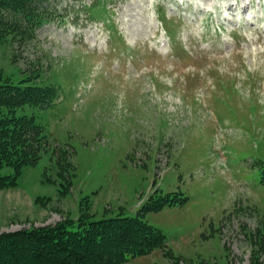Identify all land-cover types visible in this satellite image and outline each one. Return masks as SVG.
<instances>
[{
	"label": "rangeland",
	"instance_id": "1",
	"mask_svg": "<svg viewBox=\"0 0 264 264\" xmlns=\"http://www.w3.org/2000/svg\"><path fill=\"white\" fill-rule=\"evenodd\" d=\"M43 2L34 38L0 43V79L57 96L28 110L49 148L0 190V233L133 216L159 189L178 204L143 219L169 249L124 264H264L263 26L171 0Z\"/></svg>",
	"mask_w": 264,
	"mask_h": 264
},
{
	"label": "trees",
	"instance_id": "2",
	"mask_svg": "<svg viewBox=\"0 0 264 264\" xmlns=\"http://www.w3.org/2000/svg\"><path fill=\"white\" fill-rule=\"evenodd\" d=\"M43 1L0 0V43L34 38L36 28L48 17ZM56 98L50 85L0 79V190L14 187L21 170L47 152L48 136L28 110H45ZM6 168L12 171L4 172ZM158 191L133 216L116 213L96 218L81 212L77 219L54 225L2 232L0 264H124L155 249L168 251L166 235L143 219L148 211L178 204L171 196L176 193ZM176 200L181 204L186 197Z\"/></svg>",
	"mask_w": 264,
	"mask_h": 264
},
{
	"label": "bare ground",
	"instance_id": "3",
	"mask_svg": "<svg viewBox=\"0 0 264 264\" xmlns=\"http://www.w3.org/2000/svg\"><path fill=\"white\" fill-rule=\"evenodd\" d=\"M225 2H226V4H225L226 8L225 9H227L229 12H224V15L222 13L221 6L214 5L217 8L218 13H221L219 15V17H221L222 19L219 18L217 20H221L222 22L227 21L228 23H237L239 28H243V27L252 28V26H254V25H258V26L260 25V26H263V31H264V0H259L257 2V4H252L251 0L249 1V3L252 4L251 7H254L257 5V7L261 9V11H262L261 13L258 9L256 10L257 7L253 8V10H250L248 8L249 4H248L247 0H236V3L239 6V8H241V10L239 9L238 13H240V14L238 15V17H235V18H233V15H232V12L236 8L235 2L232 0H225ZM241 3H242V5H240ZM185 4H187V3H185ZM189 6L190 7L193 6L195 8V10H197L199 12H201L202 10L205 11L204 6H200L198 4L194 5L193 2L190 5H188L187 7L189 8ZM248 9H249V12L247 11ZM230 13H231V16H230ZM226 17H227V19H226ZM150 24L151 23L148 22V25H150ZM212 51L214 52L216 50L210 49V52H212ZM214 53H216V52H214Z\"/></svg>",
	"mask_w": 264,
	"mask_h": 264
}]
</instances>
